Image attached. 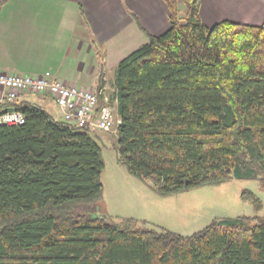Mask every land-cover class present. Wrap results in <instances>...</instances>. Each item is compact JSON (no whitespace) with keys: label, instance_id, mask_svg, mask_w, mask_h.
Instances as JSON below:
<instances>
[{"label":"trees","instance_id":"16d2710c","mask_svg":"<svg viewBox=\"0 0 264 264\" xmlns=\"http://www.w3.org/2000/svg\"><path fill=\"white\" fill-rule=\"evenodd\" d=\"M164 1L170 28L116 69L117 163L160 197L264 182V24L208 28L199 0H183V16ZM14 108L24 124H0V264H264V218L184 237L81 212L103 201L98 136L38 101Z\"/></svg>","mask_w":264,"mask_h":264},{"label":"crops","instance_id":"0c3cea01","mask_svg":"<svg viewBox=\"0 0 264 264\" xmlns=\"http://www.w3.org/2000/svg\"><path fill=\"white\" fill-rule=\"evenodd\" d=\"M199 7L208 28L224 21L264 24V0H199ZM169 14L164 0H6L0 9V73L49 72L88 90L97 89L103 75L117 114L118 64L149 36L166 32ZM55 108L53 115L61 118Z\"/></svg>","mask_w":264,"mask_h":264},{"label":"rangeland","instance_id":"374dc122","mask_svg":"<svg viewBox=\"0 0 264 264\" xmlns=\"http://www.w3.org/2000/svg\"><path fill=\"white\" fill-rule=\"evenodd\" d=\"M179 7L183 16V0H179ZM28 95L31 100L44 104L49 114H54L56 108L51 99L50 102L41 94ZM97 136L105 164L101 176L103 201L99 207L83 206L81 212L100 210L113 218H133L145 221L148 227L184 237L200 232L218 219L264 218V182L260 180H233L216 187L160 197L153 192L149 182L136 179L117 163L116 133H98Z\"/></svg>","mask_w":264,"mask_h":264},{"label":"built area","instance_id":"2783aa9c","mask_svg":"<svg viewBox=\"0 0 264 264\" xmlns=\"http://www.w3.org/2000/svg\"><path fill=\"white\" fill-rule=\"evenodd\" d=\"M27 94L50 97L63 121L87 129L94 137L98 133L117 134L120 120L117 118L113 98L104 87L82 89L62 82L49 72L40 76L0 73V108L5 111L0 115L1 125L24 124V114L16 111L14 105ZM10 108L14 111H7Z\"/></svg>","mask_w":264,"mask_h":264},{"label":"water","instance_id":"95a60500","mask_svg":"<svg viewBox=\"0 0 264 264\" xmlns=\"http://www.w3.org/2000/svg\"><path fill=\"white\" fill-rule=\"evenodd\" d=\"M7 111H9V112H13L14 109H13V108H10V109H8Z\"/></svg>","mask_w":264,"mask_h":264}]
</instances>
